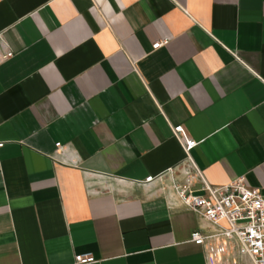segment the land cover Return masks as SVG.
Segmentation results:
<instances>
[{"label": "crops", "instance_id": "1", "mask_svg": "<svg viewBox=\"0 0 264 264\" xmlns=\"http://www.w3.org/2000/svg\"><path fill=\"white\" fill-rule=\"evenodd\" d=\"M3 46L0 264H207L172 182L264 195V0H0Z\"/></svg>", "mask_w": 264, "mask_h": 264}, {"label": "built area", "instance_id": "2", "mask_svg": "<svg viewBox=\"0 0 264 264\" xmlns=\"http://www.w3.org/2000/svg\"><path fill=\"white\" fill-rule=\"evenodd\" d=\"M164 43L165 40H157L152 48ZM12 54L3 46L0 60ZM172 132L192 163L188 152L197 141L187 134L182 124L172 126ZM55 145L58 147L59 143ZM197 175L201 183L198 188L189 178L183 184L173 181L172 187L178 200L205 223L202 228L191 231L189 240L202 248L206 263L264 264V195L248 186L243 176L226 184L211 185L200 173ZM155 178H160V175H149L137 183L146 184ZM94 262L96 260L91 254L74 255V264Z\"/></svg>", "mask_w": 264, "mask_h": 264}]
</instances>
